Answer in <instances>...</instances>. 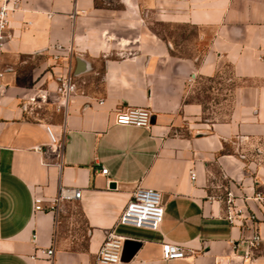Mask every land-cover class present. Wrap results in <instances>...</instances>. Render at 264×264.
Listing matches in <instances>:
<instances>
[{
	"label": "crops",
	"instance_id": "obj_1",
	"mask_svg": "<svg viewBox=\"0 0 264 264\" xmlns=\"http://www.w3.org/2000/svg\"><path fill=\"white\" fill-rule=\"evenodd\" d=\"M13 1L0 45V264H98L108 231L129 242L119 264H264V203L253 198L264 194V0ZM57 44L72 48L76 72L64 108ZM225 68L228 114L205 117L191 95ZM119 106L149 108L150 126L115 124ZM136 186L161 192L156 230L116 222ZM60 188L80 198L50 210ZM222 191L242 211L232 224L234 207L212 198ZM163 242L192 254L164 260Z\"/></svg>",
	"mask_w": 264,
	"mask_h": 264
},
{
	"label": "built area",
	"instance_id": "obj_2",
	"mask_svg": "<svg viewBox=\"0 0 264 264\" xmlns=\"http://www.w3.org/2000/svg\"><path fill=\"white\" fill-rule=\"evenodd\" d=\"M13 0H2L0 5V45L2 40L5 38V30L8 26V17L12 10L11 4ZM54 49L57 51L52 54V58L57 61L61 55V51H65L67 64L63 72L54 75L55 89L54 92L58 97L57 103L60 108H64L70 95L75 91V77L73 75L74 70L72 69L70 59L72 57V48L63 47L61 45H55ZM2 72L0 71V77ZM1 87V84H0ZM44 98V97H43ZM30 101L34 103L35 97H31ZM152 112L146 107H130V106H119L113 110V121L118 125H127L134 127L148 128L151 124ZM102 174H107V168L101 167L99 170ZM194 172L190 171V179H194ZM79 189L60 188L53 199L50 201V210H56L58 204L64 200H77L80 198ZM212 198H217L225 203L227 208L234 207V212L227 215L229 222L232 224L235 219L241 217V209H236L232 205L230 194L226 196L218 195ZM253 198L259 202L264 203V194L256 192ZM34 209L40 210V200H34ZM163 214V203L161 192L142 186H136L131 192L130 198L121 213L117 218V223L156 230L161 222ZM255 216L249 215V219L253 220ZM245 243L250 249L258 246L262 241V238L255 227L252 235L244 239ZM124 237L115 234L113 231H108L97 251L96 261L98 264H119L121 263V255L123 249ZM162 259H186L191 256V251L184 247L174 243H161ZM45 256L51 259L53 256V248L49 247L45 250Z\"/></svg>",
	"mask_w": 264,
	"mask_h": 264
},
{
	"label": "rangeland",
	"instance_id": "obj_3",
	"mask_svg": "<svg viewBox=\"0 0 264 264\" xmlns=\"http://www.w3.org/2000/svg\"><path fill=\"white\" fill-rule=\"evenodd\" d=\"M98 5H103L104 3H109L113 8L119 7V5L115 2V0H96ZM182 36H191L192 31H186L185 28H181ZM223 78L219 81V84L215 81H206L201 80L198 85V92L191 95V98L199 100L204 105V116L205 117H226L228 114L229 104H230V89L232 87V82L228 79L229 69H224ZM224 96L225 100L223 102L220 101V108L222 111L217 112L216 109H212L211 105L216 102V100H220L221 97ZM219 103V104H220ZM30 105L37 107L36 102L32 103L29 101ZM262 153H264V141H260V146L258 147ZM257 148H253V151L256 153ZM252 151V150H251ZM250 151V152H251ZM257 154V153H256ZM226 191H222L221 194L224 196Z\"/></svg>",
	"mask_w": 264,
	"mask_h": 264
},
{
	"label": "water",
	"instance_id": "obj_4",
	"mask_svg": "<svg viewBox=\"0 0 264 264\" xmlns=\"http://www.w3.org/2000/svg\"><path fill=\"white\" fill-rule=\"evenodd\" d=\"M82 69H79L77 72H80ZM73 75H74V77H76V72L74 71L73 72ZM151 120H152V118H151ZM110 186H114V184L113 183H111V185ZM128 241H124L123 242V249H122V255H121V260H128L132 255H129V256H127L126 257V255H124V252H125V250H126V248H127V245H128Z\"/></svg>",
	"mask_w": 264,
	"mask_h": 264
}]
</instances>
